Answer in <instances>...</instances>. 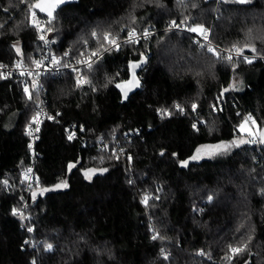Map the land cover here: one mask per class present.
<instances>
[{"label": "trees", "instance_id": "obj_1", "mask_svg": "<svg viewBox=\"0 0 264 264\" xmlns=\"http://www.w3.org/2000/svg\"><path fill=\"white\" fill-rule=\"evenodd\" d=\"M34 2L0 0V62H33ZM197 26L219 48L264 54V0H78L51 19L55 53L153 33L84 67L80 85L68 71L0 74V264H264V143L239 130L250 117L264 132V59L210 52ZM137 60L142 87L122 100L115 83Z\"/></svg>", "mask_w": 264, "mask_h": 264}, {"label": "built area", "instance_id": "obj_2", "mask_svg": "<svg viewBox=\"0 0 264 264\" xmlns=\"http://www.w3.org/2000/svg\"><path fill=\"white\" fill-rule=\"evenodd\" d=\"M35 12L36 20L39 22V28L35 26L31 13L29 14V21L30 24L36 29L37 31V37L35 40V44L38 46V50L34 55L33 62H25L21 59L15 60L13 63H2L0 62V74H20L23 77L27 76H34L37 78H41L44 75H59L62 72L68 71L72 74L75 81L78 82V80H81L84 78V72L83 69L89 63L91 64L96 59L100 58L105 53L111 51L113 48H116L120 45L122 40L124 41H131L138 39L139 37H147L151 33H153V30H146L142 34H138L135 30H130L127 32L125 37L123 39H116L114 37H110L111 39H114L116 41L115 44H111L108 41H104L101 43V45L97 49H86L78 52L76 55H74L71 51V49H65L62 53H55L53 52L49 47V24L51 23L50 17L44 16L43 18L40 17L38 11L36 9H33ZM50 21V22H49ZM173 25V24H172ZM170 26V29H177V30H186V26L183 24H175L176 26ZM206 29V36L201 33H194L193 34V40L198 45H204L208 49L211 47L212 49H219L220 51L224 52L226 55V58L228 59L229 56L232 57H240L244 59L246 62L247 60H250L251 63L255 62L256 59L261 58L264 59V54L257 55V54H251L243 52L242 55H237L234 49H222L217 47L214 43L210 41V30L207 27H203ZM135 32V37H130L131 32ZM41 36L44 38L41 39ZM93 53H96V55H93ZM247 58V60L245 59ZM53 58H56L59 60V63L54 64L52 62ZM229 60V59H228ZM35 61H40L41 64L39 67H37ZM80 61V62H78ZM248 63V62H247ZM23 73V74H22ZM48 111L45 108L43 100H40L34 108V113L30 120L26 124V130L29 134V144L33 149L32 156L35 157L36 152L34 150L35 143L38 139L39 132L41 130L42 126V120L45 117H48ZM251 137V136H250ZM253 140L257 141L259 139L258 133L255 132V135L251 137ZM34 171L33 166H31L28 171L25 174V183L26 186L30 185L32 181V173ZM31 227H28V229Z\"/></svg>", "mask_w": 264, "mask_h": 264}, {"label": "snow or ice", "instance_id": "obj_3", "mask_svg": "<svg viewBox=\"0 0 264 264\" xmlns=\"http://www.w3.org/2000/svg\"><path fill=\"white\" fill-rule=\"evenodd\" d=\"M21 2H24V0H21ZM64 0H37L36 3L34 4H31L29 5V12L31 13V16H32V20L35 24L36 27L39 28V22L36 20V16H35V12L33 11V9H39L41 12H47L48 16L50 18H53V12L55 11V9L59 6V4L63 3ZM238 2L240 3H247L249 2V0H238ZM50 22V21H49ZM173 27H175V23L173 22ZM190 31L192 32H198V33H201V34H204L206 36V29H204L202 26H197L195 28H191L189 29ZM49 31H51V29H49ZM95 35V33H94ZM130 37H135V32H131L130 34ZM44 37L41 36V39H43ZM104 39L106 41H108L109 43L111 44H115L116 41L114 39H111L110 38V35L108 33H105V36H104ZM234 50L236 52L237 55H242L243 54V50L241 48H237L234 46ZM253 51H255V49L253 48L252 49ZM17 51H19V49H17ZM208 51L212 52L213 49L211 47H209ZM93 55H96V53H93ZM229 60L232 59L231 56L228 57ZM245 59L247 60V58L245 57ZM52 62L54 64H57L59 63V60H57L56 58H53ZM80 62V61H78ZM248 63H251L250 60H247ZM34 63H36L37 67L40 66L41 62L40 61H35ZM89 67H91V64L89 63L88 65ZM139 65L137 64H130L129 67L130 69H135L136 67H138ZM23 74V73H22ZM78 85L80 84H83V83H87L86 80L84 79H81V80H78ZM139 86V82L136 80V77H135V74L133 72V76H132V79L127 81L124 85H121V84H118L117 87L121 88L122 90H124L125 88H127V90H131L132 87H138ZM33 87H35V84L33 85ZM25 93L28 94L29 93V89L26 87L25 88ZM125 96H127V91H125ZM29 98L31 99V96L29 95ZM179 108V106H177ZM193 108H195V105H193ZM182 111V109H181ZM250 119V117H249ZM195 127V126H194ZM241 129L244 130V126L242 125L241 126ZM259 135L262 137L261 139V143H264V132H261L259 133ZM72 137L70 136L69 139H71ZM244 141H241V143H243ZM212 148H214L216 151H219L221 150L222 148L226 149L227 147H229V145H215V146H211ZM199 151V150H198ZM199 156H194L193 159H198ZM186 163V162H185ZM70 168L73 167V165H70L69 166ZM86 176H87V173H86ZM60 185H58L59 187ZM66 186V185H64ZM147 199V198H145ZM209 199H211V197H209ZM14 214H15V210H14ZM29 231H32L31 228L28 229ZM155 239V237H153ZM51 248V245H48V249ZM231 251L233 253H239L240 251H242V249L240 248H233L231 249Z\"/></svg>", "mask_w": 264, "mask_h": 264}, {"label": "rangeland", "instance_id": "obj_4", "mask_svg": "<svg viewBox=\"0 0 264 264\" xmlns=\"http://www.w3.org/2000/svg\"><path fill=\"white\" fill-rule=\"evenodd\" d=\"M172 25V24H171ZM204 27V26H203ZM209 30H210V27H207ZM201 46V45H199ZM244 126V130L241 129V126ZM239 130L242 132V133H246L248 135H250L251 137L255 135V132L257 133L258 132V127H257V124L249 119V118H245L239 125ZM249 137V136H248ZM249 139L253 142H257L255 140H253L252 138L249 137ZM215 145H228L227 143H223V142H220V143H216V144H204V145H201L198 147V149L196 150L194 156H199L198 159H201L203 157H207V156H211V155H214V154H217V153H221L222 151H225L226 149H228V147L226 149L222 148L221 150L219 151H216L214 148H212L211 146H215ZM199 150V151H198ZM193 156V157H194ZM197 160V159H196ZM163 250V249H162ZM197 254H201V252L198 251ZM166 255V253L163 251L161 253V257H164Z\"/></svg>", "mask_w": 264, "mask_h": 264}, {"label": "water", "instance_id": "obj_5", "mask_svg": "<svg viewBox=\"0 0 264 264\" xmlns=\"http://www.w3.org/2000/svg\"><path fill=\"white\" fill-rule=\"evenodd\" d=\"M78 0H64L63 3L59 4V6L55 9V11L60 8L61 6L65 5V4H68V3H72V2H77ZM37 0H35L34 3H36ZM33 3V4H34ZM38 11V13L44 15V16H48L47 12H41L38 8L36 9ZM55 11L53 12V16H54V13ZM130 64H137L139 65L138 67H136L134 70L133 69H130L129 65ZM145 64V61L143 60H137V61H130L128 63V77L124 80H121V81H118L115 83V87L116 89L119 91L120 95H121V98L122 100H127L128 97L136 92L137 90H139L141 87H142V80L140 79L139 77V71L140 69L143 68V65ZM133 72L135 74V77H136V80L139 82V86L138 87H132L131 90H127V88H125L124 90H122L121 88L117 87L118 84H121V85H124L127 81L131 80L132 79V76H133ZM125 91H127V96H125ZM260 136V135H259ZM260 138L262 139V137L260 136Z\"/></svg>", "mask_w": 264, "mask_h": 264}]
</instances>
